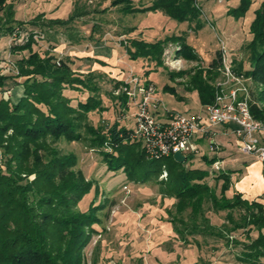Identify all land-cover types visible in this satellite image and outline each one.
<instances>
[{"label": "trees", "instance_id": "1", "mask_svg": "<svg viewBox=\"0 0 264 264\" xmlns=\"http://www.w3.org/2000/svg\"><path fill=\"white\" fill-rule=\"evenodd\" d=\"M195 2L153 0L152 4L136 5L135 0H110V6L103 12L115 8L124 15H134L164 9L181 21L195 20L202 14ZM252 2L242 0L232 12L243 14ZM79 8L76 6L65 20L40 15L25 22L15 19L13 0H0V13L5 14L4 18L0 17V39L28 22L44 29L53 36L48 39L54 42L59 39L50 30L65 27L71 43H80L84 37L71 25L84 14ZM128 28L127 33L133 30ZM95 31L94 26L91 38H95ZM251 33V68L235 67L234 70L252 78L250 108L256 119L264 121V0L255 10ZM129 41L126 49L130 59L142 56L155 66H163L167 41L146 42L139 38ZM38 43L31 33L27 41L15 44L14 51H28L27 55L13 60L19 73L0 72V152L5 157L0 164V264H85L83 250L90 236L97 232L94 225L100 222L97 212L103 203L93 204L85 211L79 208L94 183L81 169H75L78 164L75 154L63 153L55 147L62 140L84 142L101 153L109 170H122L138 182H158L166 167L168 177L160 181L163 183L161 194L164 198L177 199L179 214L171 219L182 242L195 241L201 246L197 236L222 239L227 247L240 246L234 251L238 262L264 264V205L244 199L241 191L228 195L232 172L221 169L209 172L185 166L195 153L189 154L184 162L167 157L168 165L164 163L166 158L147 159L141 140L134 136L136 122L134 128L122 123L125 110L136 104L134 98H129L126 92L115 97L112 92L109 98L118 102L114 100L104 105V100L109 101V98L97 80L100 73H79L74 66L75 58L58 57L50 51L43 55L34 49ZM179 44L181 48L176 49V55L198 59L194 48L186 41L181 40ZM218 55L220 51L208 65L211 71L219 67ZM169 74L176 79L185 72L169 71ZM17 77H25L22 82H14V86L22 85L21 95H7L9 81ZM143 83L153 82L143 79ZM190 83L197 90L201 105L214 101L215 89L209 81L198 75ZM115 84L119 86L122 81ZM166 88L176 92L175 87ZM108 108L111 113L93 123L91 113L103 114ZM204 158L209 164L217 161ZM32 174L35 176L30 179ZM209 177L214 178L213 186L208 182ZM208 211L226 212L225 219L216 224ZM238 231H242L244 239L235 235Z\"/></svg>", "mask_w": 264, "mask_h": 264}, {"label": "rangeland", "instance_id": "2", "mask_svg": "<svg viewBox=\"0 0 264 264\" xmlns=\"http://www.w3.org/2000/svg\"><path fill=\"white\" fill-rule=\"evenodd\" d=\"M196 1L195 5L201 8V16L195 20L181 21L164 9L134 15H124L115 8L103 12L105 7L110 6V0H13L16 9L15 19L25 22L40 15L48 19L65 20L79 5V9L83 10L84 14L71 25H74L75 30L83 35V41L86 44L83 46L87 50L92 46L95 47V43L112 46L118 44L126 49L129 39L134 38L146 42L167 41L162 55L163 66H155L154 62L138 56L135 59H127L135 74L130 71L126 78L109 68L101 69L102 72L98 70L93 72L101 74L97 80L102 86V92L108 98L112 97L110 95L112 92L116 95L115 97L126 92L129 98L133 97L137 102L142 95L141 86L149 84L143 83V79L151 80L153 83L150 84L155 86L154 96L161 101L162 107L189 116L199 114L203 107L197 90H194L193 84L190 83L194 76L200 75L203 80L209 81L215 89V94L218 85L226 87V76L219 68L211 71L208 66L218 51L224 50L228 54L234 69L235 67H243V70L251 68L249 51L253 40L251 23L261 0H253L249 9L243 14L232 12L242 0ZM152 2L153 0H135L136 5H148ZM0 17H5L4 12L0 13ZM94 26L95 38H91L90 34ZM128 27L133 29L129 33H127ZM34 30L45 33V39L34 46L35 50L43 55L46 51H50L58 57H65L64 53L72 45L65 27L56 26L50 30V33H54L59 39L58 42H54L48 39L53 36L48 35L44 29L27 22L21 28L23 38L18 42L24 43L27 35ZM7 37L1 40L2 44L7 41L4 44L6 52L1 54L16 61L28 54V51H14L15 44L10 41V35ZM181 40L194 48V53L198 55L197 60L176 55V49L181 48L179 44ZM220 55L217 57L220 58ZM5 67L7 65L2 62L1 68ZM169 71H184L185 74L172 79ZM133 78H139L140 82L138 84L132 82ZM18 80L23 78L17 77L9 81L8 89L10 90L7 95H11L15 87L14 82ZM117 81H122V84L116 86ZM167 86L175 87L176 92L170 91L166 88ZM125 87L128 90H125ZM0 95H2L1 92ZM110 98L109 101L104 100V105L114 100L118 102L117 99ZM110 110L108 108L103 111V114L91 113L93 123L100 122L102 117L111 113ZM137 111H139L137 105L132 104L125 110V119L122 123L134 128ZM236 138L233 132L228 137L221 135L214 137L218 142L223 143L226 149L233 151V157H228L224 149L210 150L206 145L194 154L193 159L189 158L184 163L185 166L210 172L215 166L207 162L204 158L207 156L208 158L220 157L217 162L222 169L242 168L245 160L252 155L240 150L236 144ZM55 147L63 153L75 154L78 157L75 169H81L86 178L94 183L89 194L85 195L79 203V208L85 211L93 204L103 203L97 212L100 222L94 225L97 232L90 236L91 240L83 250L82 257L85 264H238L234 251L240 246L227 247L222 239L203 236H197L201 246L195 241L191 244L181 241L175 230L176 225L171 219L179 214L176 212L177 199L164 198L161 194L160 186L163 183L160 181L166 178L160 176L158 182L142 183L131 179L132 177L122 170L117 172L109 170L101 153L89 148L81 141L62 140ZM164 163L168 165L170 159L166 158ZM34 176V174L30 175V179ZM208 182L212 186L215 184L213 177H209ZM170 210L171 213H169ZM207 214L212 222L221 224L226 212L215 214L208 211ZM235 235L241 239L245 238L242 231H238Z\"/></svg>", "mask_w": 264, "mask_h": 264}, {"label": "built area", "instance_id": "3", "mask_svg": "<svg viewBox=\"0 0 264 264\" xmlns=\"http://www.w3.org/2000/svg\"><path fill=\"white\" fill-rule=\"evenodd\" d=\"M31 33L37 42L45 39L43 32L34 30ZM31 33L27 35L26 41ZM21 34V28H17L10 34V41L13 44L19 43L18 40L23 38ZM220 54L218 68L226 76V87L218 85L214 101L203 105L199 114L189 116L178 111H169L166 107H162L161 101L154 96L155 86L153 84L141 86L142 95L136 102L139 111L136 113L134 136L141 140L147 159L161 160L181 151L186 160L189 154L200 151L196 144V140L200 137L209 139L210 149L215 150L218 146L214 139L216 132L213 127L221 124H234L240 150L257 154L264 162V121L256 119L250 108L252 78L243 73H237L224 50H221ZM2 62L8 68H1ZM7 71H12L15 75L19 73L15 62L10 58H3L0 49V72ZM132 82L138 84L140 79L133 78ZM125 90L128 88L125 87ZM3 158L0 152V164ZM214 166L213 170H220L219 162L216 161ZM167 176L168 170L165 167L161 178H167Z\"/></svg>", "mask_w": 264, "mask_h": 264}, {"label": "crops", "instance_id": "4", "mask_svg": "<svg viewBox=\"0 0 264 264\" xmlns=\"http://www.w3.org/2000/svg\"><path fill=\"white\" fill-rule=\"evenodd\" d=\"M8 38L7 36H4L1 38ZM7 42V41H6ZM0 43L1 52L5 53V46ZM84 41L73 44L65 52V57L70 56L71 58H75V68L79 73H89L93 71H101V69L109 68L116 73H119V75L122 74L123 77H127V75L130 73V71L135 74L133 67L128 64L127 59H130L127 55V50L122 45H105L102 43L97 44L95 43V47L92 46L91 49H85ZM99 45V46H98ZM63 53V50L61 51ZM3 58H7V56H4V54H1ZM21 78V77H19ZM23 80L25 77H22ZM23 80H18V82H22ZM22 85L18 84L10 93L11 96L18 97L22 93ZM218 127V129H216ZM234 124H221L216 125L213 127V130L216 132L215 135H221V136H229L231 132H234L235 129ZM216 140V139H215ZM236 144L238 145L237 138ZM196 144L201 147H206V145L209 146V139L200 137L196 140ZM216 144L218 146L215 150H222L226 151V154L228 157H233V151L231 149H226V146L221 142H218L216 140ZM226 149V150H225ZM211 150V149H210ZM251 158H248L244 162V166L241 168H229V169H222V171L226 172H232V184L231 188L228 191V195L232 196L235 191H241L242 196L244 199H247L249 201H259L263 203L264 205V162L259 158L257 154L251 153ZM220 158V157H219ZM219 158H216L219 160ZM223 159V157H221ZM238 264H242L237 261Z\"/></svg>", "mask_w": 264, "mask_h": 264}, {"label": "water", "instance_id": "5", "mask_svg": "<svg viewBox=\"0 0 264 264\" xmlns=\"http://www.w3.org/2000/svg\"><path fill=\"white\" fill-rule=\"evenodd\" d=\"M173 158L178 162L185 161V155L181 151H177L174 153Z\"/></svg>", "mask_w": 264, "mask_h": 264}]
</instances>
